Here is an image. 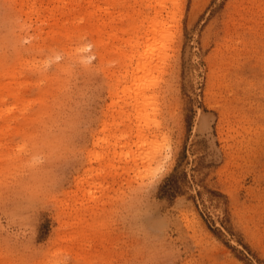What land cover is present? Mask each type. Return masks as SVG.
<instances>
[{"label":"rangeland","instance_id":"374dc122","mask_svg":"<svg viewBox=\"0 0 264 264\" xmlns=\"http://www.w3.org/2000/svg\"><path fill=\"white\" fill-rule=\"evenodd\" d=\"M145 1L0 0V264H264V0H182L146 142L111 107Z\"/></svg>","mask_w":264,"mask_h":264},{"label":"bare ground","instance_id":"6f19581e","mask_svg":"<svg viewBox=\"0 0 264 264\" xmlns=\"http://www.w3.org/2000/svg\"><path fill=\"white\" fill-rule=\"evenodd\" d=\"M145 2L149 9L154 12V15L146 14L134 25L135 36L127 43V49L121 50L120 57L114 60L120 69H113L111 72V80L115 82L111 91L114 98L111 107L120 109L117 118L122 123L129 122L131 126L129 125L128 128L134 130L133 124L137 126L135 127V129L138 128V130L136 129V136L141 137L142 141L145 140L144 142L148 139V141L157 139L158 133L164 125V121L160 119L165 115L160 101L168 92L169 81L165 82L164 88L163 75L169 73L171 76L176 71V67L170 61L172 55L169 52L173 41L169 39L171 36L169 32L172 29H168V22L178 16H176V12L182 6V0H160L156 5L153 4V0H146ZM99 57L106 60L104 53L99 54ZM158 72L162 74L161 80L156 77ZM151 115L154 116L153 120V117L150 118ZM111 118H113L112 121L116 119L115 116H111ZM117 124L115 126H119V123ZM108 127L109 123L106 120L102 131H107ZM119 137L127 138L128 136L125 131L119 136L113 134V138ZM159 147L150 152L152 154H150V160L157 161L161 157V152L157 149ZM145 164L147 162L144 163V166Z\"/></svg>","mask_w":264,"mask_h":264},{"label":"snow or ice","instance_id":"6c2138e0","mask_svg":"<svg viewBox=\"0 0 264 264\" xmlns=\"http://www.w3.org/2000/svg\"><path fill=\"white\" fill-rule=\"evenodd\" d=\"M182 38H183V34L179 30H177V32L172 37L173 42H175L179 39H182ZM210 120H211L210 115L207 117L202 115L200 118L201 122L198 125V129H194L193 131L202 130L205 134H207ZM210 139H211V137H210ZM164 148H165V151H167L169 153V156H166L164 158V162L162 163V165L160 167L153 170V179H156L162 172L166 171L167 163L170 162L171 148L168 147L167 140H165Z\"/></svg>","mask_w":264,"mask_h":264}]
</instances>
